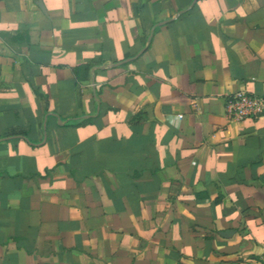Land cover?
<instances>
[{
  "label": "crops",
  "instance_id": "obj_1",
  "mask_svg": "<svg viewBox=\"0 0 264 264\" xmlns=\"http://www.w3.org/2000/svg\"><path fill=\"white\" fill-rule=\"evenodd\" d=\"M239 91L264 0H0V264H264Z\"/></svg>",
  "mask_w": 264,
  "mask_h": 264
},
{
  "label": "built area",
  "instance_id": "obj_2",
  "mask_svg": "<svg viewBox=\"0 0 264 264\" xmlns=\"http://www.w3.org/2000/svg\"><path fill=\"white\" fill-rule=\"evenodd\" d=\"M225 113L230 121L237 123L256 119L264 114V99L239 91L226 99ZM177 119H181V116Z\"/></svg>",
  "mask_w": 264,
  "mask_h": 264
}]
</instances>
